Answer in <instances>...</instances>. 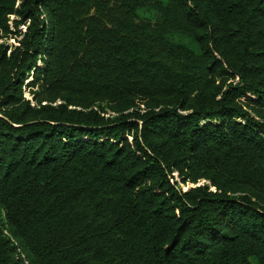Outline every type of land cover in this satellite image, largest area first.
<instances>
[{
	"label": "trees",
	"instance_id": "obj_1",
	"mask_svg": "<svg viewBox=\"0 0 264 264\" xmlns=\"http://www.w3.org/2000/svg\"><path fill=\"white\" fill-rule=\"evenodd\" d=\"M253 260L264 0H0V264Z\"/></svg>",
	"mask_w": 264,
	"mask_h": 264
},
{
	"label": "rangeland",
	"instance_id": "obj_2",
	"mask_svg": "<svg viewBox=\"0 0 264 264\" xmlns=\"http://www.w3.org/2000/svg\"><path fill=\"white\" fill-rule=\"evenodd\" d=\"M17 20V18L15 16L11 17V31L12 33L10 35H8L7 37L4 38L3 42L7 43L9 46L11 47H16L19 44V41L21 40L22 36L21 33H24L26 31V26L25 27H20V28H16L15 25V21ZM40 66H42L40 64ZM34 82V78L33 77H29L27 83L32 84ZM38 90V87H27L24 90V94L26 99L30 100L32 102L33 105L36 104L35 101V96H34V92H36ZM206 184L205 182H200L199 185H204ZM182 189L184 191H188L190 188H193L194 185L188 184V185H182L181 186ZM253 264H257V262L255 260H253Z\"/></svg>",
	"mask_w": 264,
	"mask_h": 264
}]
</instances>
